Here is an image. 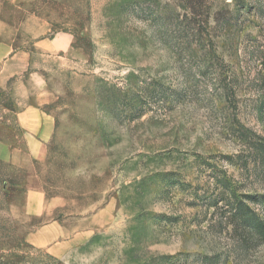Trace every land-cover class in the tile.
<instances>
[{"label": "rangeland", "instance_id": "rangeland-1", "mask_svg": "<svg viewBox=\"0 0 264 264\" xmlns=\"http://www.w3.org/2000/svg\"><path fill=\"white\" fill-rule=\"evenodd\" d=\"M36 6L74 50L40 68L57 128L35 181L94 233L65 257L34 245L24 172L0 161V264H264L238 207L264 221V0Z\"/></svg>", "mask_w": 264, "mask_h": 264}, {"label": "crops", "instance_id": "crops-1", "mask_svg": "<svg viewBox=\"0 0 264 264\" xmlns=\"http://www.w3.org/2000/svg\"><path fill=\"white\" fill-rule=\"evenodd\" d=\"M36 0H0V92L12 94V132L0 137V161L24 172L27 188L25 211L42 222L30 233V241L54 256L65 257L88 240L93 228L68 224L56 214L61 203L48 198L36 183V164L44 159L47 144L57 128V115L48 106L54 102L46 74L40 68L54 67L56 57H72L73 35L55 31L48 14L35 7Z\"/></svg>", "mask_w": 264, "mask_h": 264}, {"label": "trees", "instance_id": "trees-1", "mask_svg": "<svg viewBox=\"0 0 264 264\" xmlns=\"http://www.w3.org/2000/svg\"><path fill=\"white\" fill-rule=\"evenodd\" d=\"M204 1L205 0H187L188 10L196 16L198 15L201 17L204 12ZM238 207L242 209V219L246 227L257 230L260 236H262L261 238L264 239V221L259 218L258 214L246 202L239 201Z\"/></svg>", "mask_w": 264, "mask_h": 264}]
</instances>
